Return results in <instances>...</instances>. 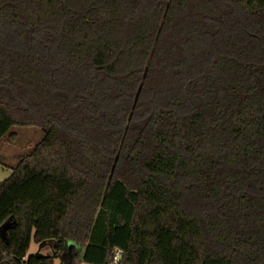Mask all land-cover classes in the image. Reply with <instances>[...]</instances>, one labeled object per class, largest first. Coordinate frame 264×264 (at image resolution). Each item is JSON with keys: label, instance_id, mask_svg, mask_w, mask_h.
I'll return each mask as SVG.
<instances>
[{"label": "trees", "instance_id": "obj_1", "mask_svg": "<svg viewBox=\"0 0 264 264\" xmlns=\"http://www.w3.org/2000/svg\"><path fill=\"white\" fill-rule=\"evenodd\" d=\"M143 8L0 0V264H264V0Z\"/></svg>", "mask_w": 264, "mask_h": 264}, {"label": "rangeland", "instance_id": "obj_2", "mask_svg": "<svg viewBox=\"0 0 264 264\" xmlns=\"http://www.w3.org/2000/svg\"><path fill=\"white\" fill-rule=\"evenodd\" d=\"M143 2H144L143 11H147L152 7L154 0H143ZM14 37L15 36L12 35L9 40H11ZM9 40L8 42H18L16 38H14L11 41ZM198 43H199L198 45L199 48L203 47V49L205 50L207 49L211 51L213 50V46H211L206 41V38H201V39L198 38ZM34 44L37 46V49H39L40 52H42V54L44 53L47 55V57H44L45 61H47L48 59H51L50 66L54 67L55 65L54 58H56V55H55L56 51H55L54 46L51 45L50 49H46L44 46L39 44L38 40L34 41ZM207 58H208V55L204 57V61ZM192 65L194 67H198L199 62H195ZM45 71L47 73L51 72L48 64L45 65ZM175 91H176V88L170 90L164 95L159 96L157 100L155 101V103L157 102L160 103L162 102L163 99L166 100L167 98L171 97L173 93H175ZM10 132L16 133V137L14 138V140H10L8 137V133H7L1 138V141H0V160L2 161L1 162L2 164L0 163V181L10 175L9 167L16 162V157L18 155L26 153L28 149L31 148L37 141H39L43 135L42 131L36 126H27V127L14 126L10 129ZM37 252L48 254L50 253V247L46 244H36L32 241L30 244L28 253L35 254ZM54 264H59L58 259H54Z\"/></svg>", "mask_w": 264, "mask_h": 264}, {"label": "built area", "instance_id": "obj_3", "mask_svg": "<svg viewBox=\"0 0 264 264\" xmlns=\"http://www.w3.org/2000/svg\"><path fill=\"white\" fill-rule=\"evenodd\" d=\"M120 255V251L118 249L115 250L114 262L118 261Z\"/></svg>", "mask_w": 264, "mask_h": 264}, {"label": "water", "instance_id": "obj_4", "mask_svg": "<svg viewBox=\"0 0 264 264\" xmlns=\"http://www.w3.org/2000/svg\"><path fill=\"white\" fill-rule=\"evenodd\" d=\"M37 256H42L43 255V253H41V252H37V253H35Z\"/></svg>", "mask_w": 264, "mask_h": 264}, {"label": "crops", "instance_id": "obj_5", "mask_svg": "<svg viewBox=\"0 0 264 264\" xmlns=\"http://www.w3.org/2000/svg\"><path fill=\"white\" fill-rule=\"evenodd\" d=\"M9 170H10V168H9ZM10 172H11V170H10ZM79 264H91V263H87V262H80Z\"/></svg>", "mask_w": 264, "mask_h": 264}]
</instances>
